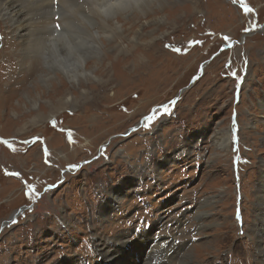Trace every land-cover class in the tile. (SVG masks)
Wrapping results in <instances>:
<instances>
[{"label":"rangeland","instance_id":"rangeland-1","mask_svg":"<svg viewBox=\"0 0 264 264\" xmlns=\"http://www.w3.org/2000/svg\"><path fill=\"white\" fill-rule=\"evenodd\" d=\"M152 6L120 23L149 45L144 58L123 71L137 44L117 34L85 62L98 78L79 83L25 57L0 21V264H97L98 240L133 243L145 230L167 238L150 251L167 250L172 264H264L252 228L264 181V0ZM64 95L76 105L50 117Z\"/></svg>","mask_w":264,"mask_h":264},{"label":"bare ground","instance_id":"bare-ground-1","mask_svg":"<svg viewBox=\"0 0 264 264\" xmlns=\"http://www.w3.org/2000/svg\"><path fill=\"white\" fill-rule=\"evenodd\" d=\"M167 1L168 0H0V21L7 23L9 27L13 28V32L17 33V37L21 40V45H23L22 47L25 50V57L38 55L42 57V65L46 69H49L51 72L59 71L58 74H60L61 77L63 76L62 78H67V80L73 83H79L82 77H86L87 79L88 76L92 77L95 75L93 73V68H89L88 66L89 62L85 65L86 60L88 58H97L100 56L102 49L110 45L117 34L125 37L129 42L137 44V47L131 51V54H126V56H124L126 59L122 57L124 58L121 60L123 63L119 61V63H121L120 68L123 71L127 70L126 67L129 65L130 57L144 58L145 54L141 51L149 45L139 42L140 35L128 36L123 33V25H120V23L125 21L124 24L126 25L128 19L131 18L134 12L136 13L133 16L136 17L137 22L141 21L143 17L152 16L150 14L155 10L152 5L155 4L157 7L162 8ZM160 20L158 19L157 22H160ZM135 24L136 21L132 26L130 25L129 31L130 29L133 31L132 28ZM57 25H59V27H57ZM150 44L156 43L153 42ZM124 47L125 45L122 48ZM155 47L156 46H153V48ZM123 50H125V48ZM137 63L140 64L139 61ZM136 66L139 67V65ZM102 70L106 73L110 72V68L108 67ZM55 72H53L54 75H56ZM50 77L52 78V76L48 75L47 77L41 78V80L47 82ZM95 77L98 78L96 75ZM88 87L89 86H87V89ZM60 100L62 107L59 108L56 105H50L52 106L50 117L69 105H76V100L73 95H64ZM260 102L263 103L262 106L264 107V99ZM226 132L224 134L222 133L218 138L222 143L230 140L229 132ZM257 195V216L255 217L254 227L252 228L255 236L254 241H257V244H255L257 245V251L264 257V235H262V233H264V181L258 187ZM117 199L118 197L114 196L113 200ZM114 207L115 202L111 201L100 209L103 210L108 208L110 212ZM140 233H144L143 235L146 237L136 239L133 243L121 235L122 238H116V241H119V243L109 244L107 241L98 240L97 244L94 246L95 253L98 255L97 264H138L135 261L134 255L135 253L140 255L142 251L144 253H142L143 255L139 264H172L171 260L173 257L170 259L171 255H168L167 258H165V254L168 251L166 250L162 253L164 250L163 247L159 249V252L162 253V255H160L161 253L158 254L160 255L159 259L151 255V251H158V248L162 244H166V241H164L167 239L166 237H156V240H154L151 237H147L148 230L141 231ZM149 238H151L150 243L147 242ZM141 242L143 243L141 244ZM145 242L148 244L147 247H144ZM147 250L150 253L149 255L146 254ZM177 250L176 247L173 249L175 256ZM168 258L170 260L166 262L165 259ZM66 260L65 263L70 261L69 264H91L88 262L80 263L78 259L72 261L66 258ZM57 263L58 262L54 261L52 264ZM246 263L248 262L243 260L240 264Z\"/></svg>","mask_w":264,"mask_h":264},{"label":"snow or ice","instance_id":"snow-or-ice-1","mask_svg":"<svg viewBox=\"0 0 264 264\" xmlns=\"http://www.w3.org/2000/svg\"><path fill=\"white\" fill-rule=\"evenodd\" d=\"M57 27H59V25H57ZM197 79H199V77H197ZM177 102H178L177 99H173L170 102L166 103L167 107H165V105L163 104V105H160L159 107L151 110L153 115H155V113H159V115L156 116L155 119L151 120L150 123H146V124L143 123V127L149 128L159 118V116L169 114L171 109H172V106H174ZM161 108H163L164 110L161 111ZM100 151L102 154L106 153V145H102ZM85 163H90V161H85ZM73 167L75 169H78L80 167V165H75ZM14 223H18V220H14ZM148 226L150 227L151 225L149 224Z\"/></svg>","mask_w":264,"mask_h":264},{"label":"flooded vegetation","instance_id":"flooded-vegetation-1","mask_svg":"<svg viewBox=\"0 0 264 264\" xmlns=\"http://www.w3.org/2000/svg\"><path fill=\"white\" fill-rule=\"evenodd\" d=\"M179 154H180V153H179ZM179 154H178V157H180ZM174 158H177V157H174ZM113 190H114V189H113ZM112 197H113V195L111 196V199H113Z\"/></svg>","mask_w":264,"mask_h":264},{"label":"water","instance_id":"water-1","mask_svg":"<svg viewBox=\"0 0 264 264\" xmlns=\"http://www.w3.org/2000/svg\"><path fill=\"white\" fill-rule=\"evenodd\" d=\"M19 211H21V209ZM19 211H18V213H19Z\"/></svg>","mask_w":264,"mask_h":264}]
</instances>
